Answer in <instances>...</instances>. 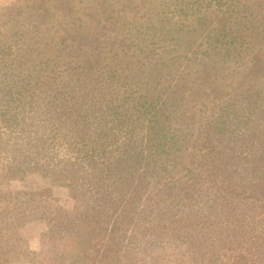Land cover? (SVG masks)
Returning <instances> with one entry per match:
<instances>
[{
    "label": "trees",
    "instance_id": "16d2710c",
    "mask_svg": "<svg viewBox=\"0 0 264 264\" xmlns=\"http://www.w3.org/2000/svg\"><path fill=\"white\" fill-rule=\"evenodd\" d=\"M123 1L17 0L0 12V132L25 140L36 116L47 135L35 149L63 162L57 172L35 156L23 166L5 162L8 181L37 171L47 185L0 189V264L26 255L15 232L33 220L62 243L38 264H135L128 255L154 245V233L193 230L209 199L207 179L222 165L215 140L243 139L263 125L264 85L247 88L264 80V0L254 9L241 0H173L178 20L163 31L144 26L155 36L144 30L136 42L126 34ZM255 141L264 150V130ZM259 151L251 186L228 183L218 198L264 212ZM87 170L92 182L76 186ZM52 184L81 188L88 205L50 208ZM212 197L206 212L216 207ZM238 217L232 205L221 220L234 230ZM145 220L151 227L140 228ZM224 245L223 264H262L238 244Z\"/></svg>",
    "mask_w": 264,
    "mask_h": 264
},
{
    "label": "rangeland",
    "instance_id": "374dc122",
    "mask_svg": "<svg viewBox=\"0 0 264 264\" xmlns=\"http://www.w3.org/2000/svg\"><path fill=\"white\" fill-rule=\"evenodd\" d=\"M241 1L248 5L250 9H254L253 7H255L256 0ZM15 2H17V0H0V12L9 7L11 3ZM136 2H138L139 5L135 9H132L128 1H123V7L127 10L126 13H123L126 17L123 22L129 24L126 34L130 37L129 39L134 42H136L134 39L142 37L145 32L144 30L148 32L146 36H155L152 34V30L144 29V26L155 24V29H158L160 25H166L161 29V31H163L166 30L169 24L178 20V15H173V0L164 2L163 0H146L145 3H143V7L138 0ZM2 18L5 19L4 17ZM29 30H32V28H29ZM157 32H159V30H157ZM18 35L16 37H18ZM21 41L22 39L20 38L18 43L20 44ZM136 48L135 45L130 47V51H128L126 56L130 55V53L132 54V51L136 50ZM134 52L136 53V51ZM126 56L124 58H126ZM129 67H131V64ZM261 81L262 77L250 83L247 89L250 90L251 86L256 85L263 87L264 80ZM242 89H245V87ZM236 90L240 92L241 88H236ZM240 95L242 96L243 102L248 101L250 96H252L250 92L247 93L245 90L242 91ZM258 116H260L258 120L260 122L263 121L262 127H260V129L249 127L244 131L243 139H238V137L234 136L217 138L215 140L218 156L222 158V165H220L219 170L216 168V177L211 176L207 179L210 188L209 199L205 201L203 204L204 206H202L201 210L198 212L201 216H193L195 217V223L193 230L189 233L190 236L186 237L189 234H176L173 236L169 234L159 238L157 233H154L156 236L154 245L148 248L145 245H141L138 251H134L128 255L129 258L133 259L135 264H223L224 260L222 254L225 250H229L224 245L226 240L231 241V245L238 244V247H236L237 249L258 255L262 264H264V212L261 208H256L255 210L252 205L244 202L225 201L224 199H220L217 193L220 192L218 189L221 186H226L228 183L232 186L235 184L241 188H248L254 181V176L258 168V162L254 157L256 156L261 160L263 153L259 150L264 151L258 147L255 141L256 134L264 130V117H262L264 113L260 112ZM33 118V120H30L31 125L28 130L29 136L26 137L25 140L19 141L13 136L10 137L0 132V189L37 190L47 185L46 180L41 177V174L37 171L26 174V178L23 180L14 179L8 181L4 175V164L6 161H9V165L17 161L23 166L26 164L25 160L35 156L36 158L46 159V163L50 166L53 164L51 167L53 171L57 172L63 167L61 159H57V161L50 160L47 155L43 157L42 151L35 149L36 146L40 145L41 141L38 142V140H43L41 136L47 135V130L44 124L41 123V120H39L40 118L36 116H33ZM4 147L7 148L10 160L6 157L7 153ZM88 171L90 170L86 172L83 171L85 174L84 177L80 175L78 181H74L76 186H80L87 182V180L92 182L91 178H93V175ZM226 175L227 178L223 179ZM229 177H231V179H229ZM71 189H73V187L70 188L52 184L51 194L53 198L49 201L51 204L50 208L58 205L62 207L64 211L72 213L76 210V205L80 207L87 206L88 199L87 196L80 191L81 188L78 190ZM82 191H84L83 188ZM83 194L85 196H83ZM212 196L218 198L216 207L214 211L210 210V212H206L208 211V209H206L207 205H209L211 202L210 200L213 198ZM232 205L236 206L237 214H239L238 222L234 230L226 227L225 222L221 220L223 213L228 208L231 209ZM139 226L140 228L144 226L148 228L151 227V224L148 223V220H145L140 223ZM46 230L47 227L43 222L35 220L27 222L25 225L17 228L15 235L22 240V245L26 248V255L15 264H38V260H42L45 254L49 255L61 250L60 245L62 243L55 239L48 238L45 235ZM67 243H64V245L67 246L69 250L73 245L72 243Z\"/></svg>",
    "mask_w": 264,
    "mask_h": 264
}]
</instances>
